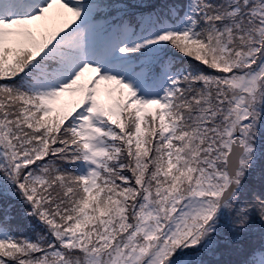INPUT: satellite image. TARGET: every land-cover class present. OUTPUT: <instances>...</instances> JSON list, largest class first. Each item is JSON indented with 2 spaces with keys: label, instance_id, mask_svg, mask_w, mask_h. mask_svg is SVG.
Wrapping results in <instances>:
<instances>
[{
  "label": "snow or ice",
  "instance_id": "1",
  "mask_svg": "<svg viewBox=\"0 0 264 264\" xmlns=\"http://www.w3.org/2000/svg\"><path fill=\"white\" fill-rule=\"evenodd\" d=\"M0 264H264V0H0Z\"/></svg>",
  "mask_w": 264,
  "mask_h": 264
}]
</instances>
